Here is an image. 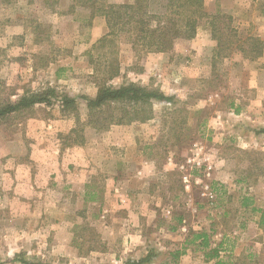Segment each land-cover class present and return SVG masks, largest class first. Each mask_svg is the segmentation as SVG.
<instances>
[{"label": "rangeland", "instance_id": "obj_1", "mask_svg": "<svg viewBox=\"0 0 264 264\" xmlns=\"http://www.w3.org/2000/svg\"><path fill=\"white\" fill-rule=\"evenodd\" d=\"M227 2L206 0L207 11L219 5L241 41L264 42V0ZM72 3L59 0L52 11L44 0H0V103L49 88L78 102L77 112H62L59 100L0 125V264H24L17 256L124 264L150 252V264H264L253 211L264 210V54L247 59L235 43L229 57L215 58L208 24L166 58L124 35L85 49L94 19L82 8L71 13ZM111 64L120 73L108 85L135 83L173 100L154 101L146 122L89 126L84 98L97 95ZM196 145L199 169L187 164ZM201 233L219 249L217 260H206L201 239L187 243Z\"/></svg>", "mask_w": 264, "mask_h": 264}, {"label": "trees", "instance_id": "obj_2", "mask_svg": "<svg viewBox=\"0 0 264 264\" xmlns=\"http://www.w3.org/2000/svg\"><path fill=\"white\" fill-rule=\"evenodd\" d=\"M17 0H1L4 5H10ZM59 0H44L45 8L56 11ZM156 3V6H155ZM155 6V7H154ZM77 8L89 10L90 20L103 17L109 33L100 39L93 48L105 43H112L114 38L131 36L134 47L150 53H167L173 50L178 40H192L203 25L208 24L213 40L217 42L215 58H225L231 55L232 46L245 53V58L256 60L264 54V42L257 37H249L244 41L232 25L233 17L225 14L217 6L216 12L207 11L206 0H133L114 4L109 0H73L71 13ZM221 23V24H220ZM236 39L235 41L232 40ZM248 43L247 53L243 44ZM242 44V45H241ZM105 82L99 86L94 98H84L88 110V125L97 130L109 129L112 125H130L134 122H146L153 118V102H171L169 97L155 89L135 83L121 87L108 85V81L117 77L120 68L111 64L107 67ZM60 100L62 112H77L78 102L69 96L59 97L55 90L49 88L40 93H25L14 102L0 103V125L9 115L30 109L38 104L52 106ZM264 134V129L261 131ZM247 206V200L244 199ZM260 213L258 225L264 230V210L254 209ZM182 222V217L178 218ZM172 230H176L173 227ZM201 239V245L206 249L207 261L219 258V249L210 247L207 233L193 234V243ZM177 252L176 257L181 255ZM154 253L150 252L144 258L127 260L124 264H150ZM14 261L24 264H33L17 256ZM39 264V263H38ZM215 264H226L217 261Z\"/></svg>", "mask_w": 264, "mask_h": 264}, {"label": "crops", "instance_id": "obj_3", "mask_svg": "<svg viewBox=\"0 0 264 264\" xmlns=\"http://www.w3.org/2000/svg\"><path fill=\"white\" fill-rule=\"evenodd\" d=\"M221 6L223 8H227L226 7V6H228L227 0H221ZM23 33H24V31H22L21 34H23ZM108 33H109V30H108V27H107V24H106L105 19L104 18H101V17L95 18L93 20V23L91 24L90 33H89L88 37L85 39V41H84V43H85L84 44L85 45V49H89V48L93 47L100 39H102L103 37H105ZM199 36H200V31H198L196 37L198 38ZM195 39L196 38H194L192 40L194 41ZM36 40L37 39L35 38L34 41H36ZM37 41L39 43L41 40L39 39ZM77 48H78V46L75 48V50ZM74 54L76 55V53H74ZM152 54L155 56V58H158V57L159 58H162V57L166 58V56H168V54H165V53H152ZM33 70L39 71V67L36 66L35 63H33ZM38 105H40V104H38ZM204 264H213V263L212 262H208V263L204 262Z\"/></svg>", "mask_w": 264, "mask_h": 264}, {"label": "built area", "instance_id": "obj_4", "mask_svg": "<svg viewBox=\"0 0 264 264\" xmlns=\"http://www.w3.org/2000/svg\"><path fill=\"white\" fill-rule=\"evenodd\" d=\"M195 148H196V153L194 154L195 156L192 158H189L187 161V164L190 165L192 168L199 169L202 166L200 162V153H199L201 149L198 147V145H196ZM181 169L186 171L183 179L185 183H188L189 179L191 178V174L187 173L188 169H186L185 166H182Z\"/></svg>", "mask_w": 264, "mask_h": 264}]
</instances>
